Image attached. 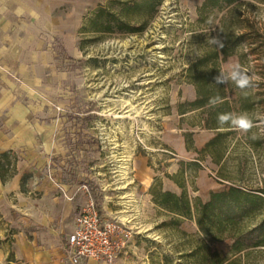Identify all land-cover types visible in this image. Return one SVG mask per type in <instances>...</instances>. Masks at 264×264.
I'll use <instances>...</instances> for the list:
<instances>
[{
    "label": "rangeland",
    "instance_id": "obj_1",
    "mask_svg": "<svg viewBox=\"0 0 264 264\" xmlns=\"http://www.w3.org/2000/svg\"><path fill=\"white\" fill-rule=\"evenodd\" d=\"M203 2L0 0V18L11 23L9 40L21 43L25 57L42 52L44 59L43 82L31 99L37 109L8 112L20 126L7 136L21 142L12 150L14 178L0 182V264H66L59 250L88 191L101 201L102 221L118 226L117 264H163L164 255L177 264H200L202 242L212 251H231L233 240L209 242L193 218L163 209L152 192L207 201L211 191L230 184L264 188L263 3L242 7L251 22L244 25L249 39L221 63L224 71L239 63L256 78L228 94L234 107L240 92L254 96L257 105L246 114L255 126L208 147L218 131L231 129H208L201 109L179 113L196 95L189 64L216 36L222 16L214 10L201 25ZM24 174H31L26 191ZM263 216L264 206L253 223ZM190 250L198 255L186 258ZM250 250L243 264H264V247ZM89 261L105 264H81Z\"/></svg>",
    "mask_w": 264,
    "mask_h": 264
},
{
    "label": "trees",
    "instance_id": "obj_2",
    "mask_svg": "<svg viewBox=\"0 0 264 264\" xmlns=\"http://www.w3.org/2000/svg\"><path fill=\"white\" fill-rule=\"evenodd\" d=\"M250 1L263 3L264 0H204L200 6V23L207 25L209 13L216 10L222 16L215 27L216 36L219 35L224 42V47L218 48L208 44L202 52L189 64L187 76L190 83L195 87V99L181 104L180 115H185L189 107L191 111L201 109L204 111L205 126L208 129H230L228 125L223 127L217 124V116L221 113H246L252 111L257 105L254 96L240 92L239 106L234 107L228 98V94L238 89L234 84L216 85L213 77L221 71V63L228 57L237 54L238 49L248 41L249 34L244 31L247 25L251 28L250 20L243 13V6L251 5ZM245 25V26H244ZM211 97H219L222 103L212 108L208 106ZM254 123V122H253ZM233 130L227 132L218 131L217 135L208 142V147L216 144L225 135H230ZM190 141V134L187 135ZM13 151L0 153V179L5 185L14 178V168L18 161H12ZM31 174L22 177L21 190L26 191L24 186ZM92 191L94 189L92 188ZM154 200L163 209L176 216L191 219L198 225L200 233L209 242H220L226 239L233 240L230 252L212 251L202 242L203 251L199 258L200 264H243L245 258L251 256V250L256 247H264V216L259 223H253L257 213L263 210L264 188L247 190L235 184L219 191H211L207 201L201 198L191 199L184 192L178 195L172 191H163L152 188ZM96 208L100 216L103 215L101 201L93 192ZM257 235V236H255ZM252 240H255L252 242ZM185 257L190 258L198 255L197 250H190ZM245 251V252H244ZM163 264H177L172 256L164 255ZM180 264H187L183 262ZM249 264V262L247 263Z\"/></svg>",
    "mask_w": 264,
    "mask_h": 264
},
{
    "label": "crops",
    "instance_id": "obj_3",
    "mask_svg": "<svg viewBox=\"0 0 264 264\" xmlns=\"http://www.w3.org/2000/svg\"><path fill=\"white\" fill-rule=\"evenodd\" d=\"M13 3L16 4L17 2L13 1ZM6 15L11 16L10 14ZM5 17L4 15L0 18V118H5L4 121H0V153L14 150L18 144L20 145V139L7 136V132L12 126H20L18 118L12 115L16 111L30 112L37 109L38 103L31 99L37 96L35 88L43 82L42 72L44 67L42 52H34L27 58L20 54L22 50L21 43L14 40V38L12 41L9 40L8 37L12 38L13 36L5 33V30L9 29L11 23L7 21L5 23ZM44 55L47 57L46 61L48 62V53L44 52ZM8 112L12 114L11 117H9ZM27 116L25 114L24 117L27 118ZM44 247L41 248L44 249ZM59 252L60 261H62L63 250H59ZM88 264H95V262L89 261Z\"/></svg>",
    "mask_w": 264,
    "mask_h": 264
},
{
    "label": "built area",
    "instance_id": "obj_4",
    "mask_svg": "<svg viewBox=\"0 0 264 264\" xmlns=\"http://www.w3.org/2000/svg\"><path fill=\"white\" fill-rule=\"evenodd\" d=\"M117 224L102 221L93 195L88 191L81 212L72 224L62 252L66 264H81L95 260L117 264L120 244L114 236Z\"/></svg>",
    "mask_w": 264,
    "mask_h": 264
},
{
    "label": "clouds",
    "instance_id": "obj_5",
    "mask_svg": "<svg viewBox=\"0 0 264 264\" xmlns=\"http://www.w3.org/2000/svg\"><path fill=\"white\" fill-rule=\"evenodd\" d=\"M207 42L221 49L224 47V42L219 35L209 37ZM254 79L256 78L250 76L239 63L232 64L227 71L221 70L213 77L216 85H227L232 83L241 91L251 87ZM219 103H222L219 97H211L208 101V106L214 108ZM217 124L221 127L228 125L231 130L238 134H247L255 126L253 120L246 113L239 115L233 113L218 114ZM253 138L255 139V136Z\"/></svg>",
    "mask_w": 264,
    "mask_h": 264
},
{
    "label": "bare ground",
    "instance_id": "obj_6",
    "mask_svg": "<svg viewBox=\"0 0 264 264\" xmlns=\"http://www.w3.org/2000/svg\"><path fill=\"white\" fill-rule=\"evenodd\" d=\"M120 219H122L123 221H127L129 219V217L125 212H122L120 214Z\"/></svg>",
    "mask_w": 264,
    "mask_h": 264
}]
</instances>
